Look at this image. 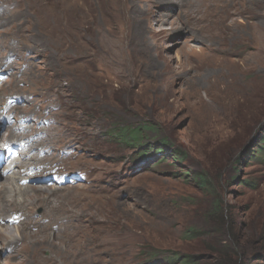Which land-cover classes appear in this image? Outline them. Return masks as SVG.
I'll return each mask as SVG.
<instances>
[{
	"label": "rangeland",
	"instance_id": "1",
	"mask_svg": "<svg viewBox=\"0 0 264 264\" xmlns=\"http://www.w3.org/2000/svg\"><path fill=\"white\" fill-rule=\"evenodd\" d=\"M172 1L0 0V106L21 99L11 115L34 146L21 173L50 189L4 194L0 169V226L24 218L0 264H264V17L246 3L233 39ZM137 127L152 130L142 151L116 135ZM7 129L0 116V153L18 140ZM53 171L80 176L38 180Z\"/></svg>",
	"mask_w": 264,
	"mask_h": 264
},
{
	"label": "bare ground",
	"instance_id": "2",
	"mask_svg": "<svg viewBox=\"0 0 264 264\" xmlns=\"http://www.w3.org/2000/svg\"><path fill=\"white\" fill-rule=\"evenodd\" d=\"M167 1V0H166ZM172 0H168V2H171ZM182 2V4L186 7V13L190 14V15H195L198 17V20L200 21V28L203 30V31H206V33H209V34H215L216 36H219V33L220 32H224L227 37H231L233 39H239V36H242L240 34V29H242V25L239 23L240 21H237L236 24H231L230 20H232V17L236 16V15H240L241 14V11L240 9L242 7H244V5L246 3H248V7H246V9H250V10H253V11H256L258 16H263L264 17V0H259V4L256 2L255 3V0H232L229 4H223L222 1L223 0H180ZM173 2V1H172ZM12 5V4H11ZM240 11V12H239ZM247 12V11H246ZM250 12V11H249ZM245 15V14H243ZM250 18V17H249ZM240 19V18H239ZM253 20V19H252ZM247 21V20H246ZM249 21V20H248ZM254 21V20H253ZM253 24V23H252ZM251 24V25H252ZM246 25V24H245ZM245 27V26H243ZM247 27V26H246ZM259 29L261 30L260 26H258ZM235 28H236V31H235ZM251 28V27H250ZM253 28V27H252ZM255 30V29H254ZM253 30V31H254ZM244 31V30H243ZM247 31V30H246ZM257 31V30H256ZM245 32V31H244ZM251 33V32H250ZM257 34V33H256ZM222 35V34H221ZM258 35V34H257ZM224 36V35H223ZM253 36V34H252ZM256 36V35H255ZM253 36V38L255 37ZM261 36V40H262V43L264 45V30H261L259 32V37ZM246 37V36H245ZM221 38V37H220ZM223 38V37H222ZM227 39V38H226ZM225 39V40H226ZM241 39V38H240ZM244 39V38H243ZM251 39V38H250ZM257 39V40H256ZM1 40V39H0ZM254 40H256V42L259 40L258 38H255ZM234 41V40H233ZM249 41V40H248ZM253 41V40H252ZM224 42V41H223ZM227 42V41H225ZM239 42V41H238ZM238 42H236V44H238ZM246 42V41H245ZM244 42V44H245ZM213 43V42H212ZM235 43V42H234ZM261 43V42H260ZM223 44V43H222ZM251 44V43H250ZM224 45V44H223ZM228 45V44H226ZM243 45V44H242ZM221 47V46H220ZM223 47V46H222ZM225 47V46H224ZM260 48V52L262 50H264V46L259 47ZM214 49V48H213ZM224 49V48H223ZM211 51V50H210ZM216 51V50H215ZM212 52V51H211ZM214 52V51H213ZM254 55V54H253ZM209 56H207L208 58ZM255 57V56H254ZM246 58V56H245ZM250 58V56H249ZM209 59V58H208ZM248 59H245L244 60V66H250L251 67V64L250 62L248 61ZM254 60V59H253ZM221 61V60H220ZM250 64V65H249ZM215 65V64H214ZM243 65V64H242ZM217 66V65H216ZM12 67V66H11ZM231 69V68H230ZM236 69V68H235ZM219 71V70H218ZM234 71V70H233ZM238 71V70H236ZM229 72V71H228ZM234 73V72H233ZM3 74V73H2ZM7 74V72H6ZM223 75V74H222ZM57 78H60V77H57ZM7 79L5 80H2V83L6 82ZM1 83V84H2ZM246 83V82H245ZM60 85V86H59ZM57 89H60L61 88V83H59L58 85L55 86ZM243 89H245V95H243L244 97L248 95V99H250L249 101H255L256 98H257V94L258 92L260 91V89L257 90V88L253 87L252 84H250L249 86H245ZM248 93V94H247ZM10 99H12V102L9 103L7 105V103L5 102L4 104L6 106H3L4 104H2L0 106V114H4V117L3 115H0L1 118L3 119L4 123H5V126H7V121L10 119V116H11V113L14 109L15 106H17L20 102H21V99L20 98H15V97H9ZM8 98V99H9ZM15 101L17 102L16 105H14ZM210 109V108H209ZM211 110V109H210ZM16 121H18L17 118H15ZM44 122V121H42ZM60 124V123H59ZM37 125H41V123L38 121ZM16 127L19 128L18 124H16ZM60 127L63 129L64 127L61 126L60 124ZM43 130V129H42ZM37 130L36 132V135L39 134V132H42ZM58 130V129H57ZM7 132L10 133L11 135V130L10 128L7 129ZM9 135V136H10ZM73 135V134H72ZM72 137V136H71ZM76 136L72 137L73 140L76 139L75 138ZM13 138V137H12ZM5 144V143H4ZM3 144V145H4ZM34 147V146H33ZM33 164H24L21 166H19L18 164H15L14 167L13 165H9V166H6L4 168H0L1 169V175L4 176V180H6L8 178V181L10 182L9 184H4L3 186V193L4 194H8V193H13L16 192L17 190L20 191V192H28V191H33L35 193L37 192H48L50 191L49 188L47 187H39V188H36V187H32V186H26V185H21V181L22 180H25L26 177H29V176H26L24 174L21 173V169L22 168H25L26 167V171L29 170V167H31ZM5 170H10L12 171L11 174H4V171ZM72 174V173H70ZM36 176V175H35ZM33 177V176H32ZM31 178V177H29ZM14 181H17L18 183L16 184ZM30 184V183H29ZM27 184V185H29ZM70 184V183H69ZM21 194V193H20ZM33 196L31 195H24L23 198H28V199H32ZM36 199L38 198L37 196H35ZM71 199V198H70ZM13 199H4V203L5 204H8L9 206V203L12 201ZM14 205H20L19 203H16ZM23 210H24V213L28 216V220L26 222V224L28 225L29 228H31L32 226L35 225V223H37L38 221H35V219H32L31 217L35 214V212L29 210V206H27L26 204L23 205ZM14 214H19L18 212H15L12 214V216ZM43 214V213H42ZM41 214V215H42ZM24 215V214H23ZM40 215V216H41ZM11 216V217H12ZM9 222H6V225H3V226H0V238L3 240V237H6L8 238L7 242L9 244H11L12 246L16 243V238L14 237V233L11 232V229L9 228ZM15 230L18 231V237L20 236V231H21V228L19 226H14ZM21 241V240H20ZM15 242V243H14ZM16 247V252L18 253L19 249H21V245H15ZM24 248V246H23ZM22 248V249H23ZM42 260L46 263V264H52V259H48V258H44L42 257ZM35 264V262H34Z\"/></svg>",
	"mask_w": 264,
	"mask_h": 264
},
{
	"label": "trees",
	"instance_id": "3",
	"mask_svg": "<svg viewBox=\"0 0 264 264\" xmlns=\"http://www.w3.org/2000/svg\"><path fill=\"white\" fill-rule=\"evenodd\" d=\"M150 131H152L150 129V127L149 128L148 127H144V128L143 127H137V128H133V129L125 128V129H122L120 131H117L116 135L118 136V138L120 140H122V142L126 146H128L130 148H133L135 150H141L142 151V150L146 149L144 147H146V145H147L146 140H145L147 138H146L144 132H150ZM166 141L168 142V140L163 138L160 142H158V144H161V146L165 149V146H167L166 145L167 144ZM261 145L262 146L259 147V150H257V152L259 154V157L264 158V136L262 138ZM161 153H162L161 151L157 150L154 153V157L160 155ZM177 155H179V156H177ZM176 156H177V158L176 157L172 158L174 161H175V159H179L180 160V158H183L184 154L178 151ZM146 157H149V156H146ZM156 162H157L158 165H162L164 163L163 157L158 159ZM195 179H196V181L198 183L205 182V179L203 177H201V176H196Z\"/></svg>",
	"mask_w": 264,
	"mask_h": 264
}]
</instances>
